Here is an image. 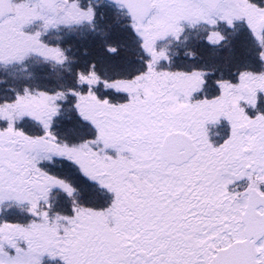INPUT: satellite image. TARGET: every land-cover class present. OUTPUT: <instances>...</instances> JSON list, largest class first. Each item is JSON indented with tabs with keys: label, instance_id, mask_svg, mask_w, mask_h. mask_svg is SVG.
<instances>
[{
	"label": "snow or ice",
	"instance_id": "snow-or-ice-1",
	"mask_svg": "<svg viewBox=\"0 0 264 264\" xmlns=\"http://www.w3.org/2000/svg\"><path fill=\"white\" fill-rule=\"evenodd\" d=\"M0 264H264V0H0Z\"/></svg>",
	"mask_w": 264,
	"mask_h": 264
}]
</instances>
